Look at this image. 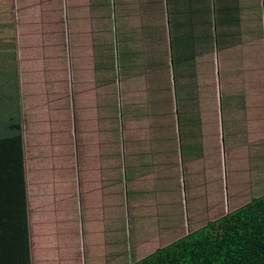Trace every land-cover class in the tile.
I'll return each mask as SVG.
<instances>
[{
    "label": "rangeland",
    "instance_id": "1",
    "mask_svg": "<svg viewBox=\"0 0 264 264\" xmlns=\"http://www.w3.org/2000/svg\"><path fill=\"white\" fill-rule=\"evenodd\" d=\"M92 1L91 21L86 18L84 28L89 32L91 24L94 39L91 40L89 34H82L83 41L89 38L93 45L102 46H111L116 41L123 53L119 62L115 63L112 54L107 53V66L95 64L93 68L91 43L85 42L87 49L81 50L84 43L78 41L71 55L72 65L68 62L70 50L67 51V67L74 68L72 75H67L69 69H65L63 61L60 69L63 72L64 68V73L59 72L58 62L52 64L50 59L38 68L35 62L23 58L32 53L26 55L25 50L24 54L19 53V42L18 48H14L19 19L7 23L13 24L14 35L0 31V79L10 82L17 78L19 86L18 98L15 95L8 103L19 106L20 99L22 102L27 96L35 99V95L42 94L45 99L49 92L55 91L60 94L63 107L54 108L55 103L51 100L54 97L47 96L50 99L48 108L38 113L34 110L26 117L25 140L20 136L17 148L9 145L0 148L1 157L16 162L15 166L5 168L0 179L2 184L7 181L12 189L0 185V192L12 198L18 195L24 201L26 197V206L28 197L33 207L54 205V198L58 200L61 196L57 191L68 189L78 168L82 184L78 200H99L102 190L99 180L102 181L119 193V205L113 206L124 212L126 226L130 224L126 208L131 209L136 223L135 217L141 213L153 212L155 207L163 206L160 200L165 196L178 208L172 212L181 217L186 216L191 207H203L198 212L204 219L195 225L197 227L264 193V180L260 182L252 176L245 178L240 173L248 165L250 156V174L252 165L264 174V149L257 145L260 141L264 147V0H228V3L224 0ZM215 4L220 7L228 4L230 8L225 15L228 22L216 23L209 19L207 26L213 29L211 37L200 40L206 28L203 23L206 10ZM187 18H191L190 23L186 22ZM173 26L182 39H191V35L195 38L192 50L182 55L177 53L180 60L175 65L171 48L169 50ZM34 45L38 43L34 42ZM22 83L23 88H34L35 91H25L21 88ZM34 83L38 87L33 86ZM0 84L4 82L0 81ZM69 95L73 98V106ZM4 103L5 98H0V104L4 106ZM5 121V115L0 112V127ZM238 121L260 135L257 139L252 134L251 138L255 137L256 141L251 143L256 145L249 154L246 149L229 147L231 131L240 141L251 135L247 129H238L243 128L237 127ZM30 127L54 131L44 132L45 141H37V134H33ZM41 142L46 143V147L40 151ZM106 154L109 157L106 163L110 167H119L121 181L114 179L118 174L98 175ZM129 155L135 157V164H152L151 167L143 166V174L138 175L142 197L133 207L126 205L125 190L130 185L125 186L123 181L125 167L130 164ZM24 161L26 169L30 170V189H26V195L23 177L10 174L22 173ZM184 198L188 201L186 205L181 203ZM202 198V201H194ZM207 204L215 205L213 213ZM11 206L12 218L18 220L22 213L27 218L24 205ZM181 208L184 210L182 215ZM33 213L36 217L39 210L36 208ZM81 219L84 220L83 215ZM33 220L38 229L32 227L28 237L32 264H65L70 260L69 253L77 264L84 263L83 260L84 264L98 263L90 257L99 251L97 245L87 249L83 259L81 249L76 250L75 244L69 250L53 240L48 241L53 237L52 233L49 234L36 218ZM187 225L185 220V224L177 229L184 230ZM139 228L145 232L143 227ZM174 229L170 231L173 233ZM87 230V227L82 231L79 229L80 236L86 237ZM92 230L97 236L98 226H93ZM122 230L128 240L133 239L134 227L123 226ZM127 231H130V237ZM172 233L169 234L172 238L177 236ZM16 256L22 264V249L16 251ZM4 262L0 253V264Z\"/></svg>",
    "mask_w": 264,
    "mask_h": 264
},
{
    "label": "crops",
    "instance_id": "2",
    "mask_svg": "<svg viewBox=\"0 0 264 264\" xmlns=\"http://www.w3.org/2000/svg\"><path fill=\"white\" fill-rule=\"evenodd\" d=\"M92 4H93L92 0H0V16L2 14L6 15L7 12L9 11L13 15L14 19H19V23L16 27V38H15L14 48L15 50L16 47L18 48V42H19V53L21 52L22 54H24L23 53L24 50L27 53L26 55H30L29 53H32L30 56H26L27 58L23 57L24 59H28V62H33V63L35 62L36 63L35 65L38 68H40L42 64L43 65L45 64L46 59H50L53 61L52 64L54 63V61H57L58 62L57 64L59 65L58 69H60L61 67L60 62L63 61V63L65 64V69L66 70L69 69V73H67V75L70 76L72 75L71 73L73 72L74 68L72 70L69 67H67L68 62L69 64L71 63L72 65L71 55L72 52L74 51L75 46L77 45V42L83 41L82 34L84 35L89 34L91 36V40L94 39V34L92 37L91 24H89V32H86L84 28L86 23L85 19L89 18L91 21ZM62 19H64V22L62 21ZM14 34L15 31L13 35ZM114 37H116L115 33H114ZM88 41L91 43L90 39L86 38L85 42ZM34 42L38 43V45H34ZM85 42L83 41L84 44L83 47H81V50H83V48L87 49ZM113 44L111 43V46L109 44L107 46H102L99 45L98 43L96 44L94 43V45L93 43H91L89 48H91L93 52V68L95 64H98L100 66H107L108 64L107 53L112 54L111 59L115 63L116 61L117 62L120 61V57L123 54L122 49L120 46H118L116 41H114ZM109 47H111V49H109ZM9 50L11 51V49ZM69 50H70L69 53L70 55H69V61L67 62V51ZM41 51H43L44 53H40ZM65 69L63 68V72L61 71L62 69H60L59 72L64 73ZM34 78L36 79V74H34ZM33 86H37V84L34 83ZM23 87L24 85L22 83L21 88L25 89V91L26 89H29L30 91H35L33 90L34 88H23ZM47 96L54 97V99H51L55 103L53 105L54 108L58 109L60 107V109H63V107L60 105V100H61L60 94L58 95L57 92L51 91L47 94ZM47 96H45V99L43 98L44 95L42 94L35 95V99H33L32 96H27V98L23 99L22 102L20 99L19 106L13 105L11 107L10 105L9 107L11 113L8 114L7 116L6 125L3 134L5 136H14L17 138L21 136L24 141L25 140L24 124L28 125V122H26L28 121L26 117L31 115L34 110H36L37 113L45 111L48 108L50 102V99ZM26 100H29L28 103L26 102ZM73 103H74L73 98L72 96H70V105L73 106ZM56 109H54V111ZM70 111L72 110L70 109ZM17 112L20 113V115L16 117L17 121L19 122V126L14 128L10 124V118L14 117ZM73 117H75V112L73 114ZM71 119H72V115H71ZM63 122L64 119L62 118L61 124H63ZM236 125L237 127L243 126V128H238L240 130L247 129L248 132H251L249 127L248 126L244 127V125H242L240 121H238ZM30 129L33 131L32 132L33 134H37L36 136L32 135L37 138V141H45V137L42 136L44 132L49 133L54 131L52 128H48L50 130L49 132L44 129L40 130L39 127L38 130L33 129L32 127H30ZM252 134H254L257 139L260 136L257 132L253 131V133L251 132L250 137L248 138L243 137V140L240 141L233 136L231 131L229 136L230 149L233 148L234 149L237 148V150L246 149L247 150L246 153H248L249 150L256 145V143H251L253 142V140L256 141L255 137H253V139L251 138ZM49 136L51 135L49 134ZM257 145L261 146L264 149L260 141L258 142ZM22 146L24 147L23 143ZM39 147H40L39 150L40 149L43 150L46 147V143L44 142L39 143ZM107 157H108L107 154L103 156L104 162L100 164V170L98 171V175L101 176L104 174V176L107 177L110 173L118 174V176L114 177V179L116 178L117 180L121 181L122 178L120 176L119 167L116 165L110 167L109 164L106 163ZM250 158L251 157L249 156L248 165L245 166L240 173L245 178H251L252 176L258 178L260 182H263L264 180L263 172L256 169L252 164H251L252 167L250 174V164H249ZM246 159L247 156H245V158L243 159L245 163H246ZM151 165H152L151 163L140 162L139 164H135L133 168H131L129 164L126 167L124 166L126 168L125 170L126 172H124V177H123V181H125L124 185L125 186H127L128 184L130 185V188L125 190L126 205H132L131 207H133L134 205H137L138 200L141 199L142 195L139 190L140 183H139L138 175L143 174L142 171L143 166L151 167ZM26 166L27 164L24 161L25 169L22 173L19 174V176L23 177V181H24L23 186L25 185L26 189H30V184H29L30 170H27ZM127 173L130 174L129 177L127 176ZM145 173L149 174V172H145ZM79 175L80 173L78 172V168H77L76 178L71 183V185L68 186V189H66L63 192L61 190L57 191V194L61 196L58 198V200L54 198V202H55L54 205H35V207H33L32 205H30V200L28 197V204L26 206L27 218L29 221L30 229H32V227H36V230L38 229L37 225L35 223L33 224L32 222L34 221L33 218H36V220L40 224L42 223L41 226L44 225L47 228L49 234L52 233L53 237L47 239L48 241L53 240L57 245H61L65 248H68L69 250H72V246L75 244L76 250L78 248L81 249L83 254V259L86 258V250L89 248L93 249L95 245H97L99 251L97 253H92L90 255L91 258H93L95 261L98 262L97 264H110L109 261L111 259L110 258L111 253L115 255H118L121 252H127L131 254L135 253V255H138L137 257H141L145 251L152 252L156 248L164 246L178 239L177 237L185 233L186 231L188 233L189 231L198 228L195 225H198L200 221H203L204 219V217H202L201 214H199L198 212V210L202 211L203 207L200 208L191 207L189 213L186 214V216L184 215V217L175 215L172 212V210L178 209L177 206L174 205L172 202L167 201L166 197L163 196L160 200V205H163L164 207L163 206L155 207L153 212L144 213V214L141 213L140 215H138V217H135L137 218L136 223L133 221L132 218L133 215L131 209L128 210L126 208V215L130 217V224L126 226L124 220V212L120 209H117L116 206H113V205H119L117 201L119 193L114 192L110 186L105 185L102 181L99 180V186L102 190H104V192L101 190L100 193L101 200L92 199V198H90L89 200L86 198L83 201L78 200V196L80 194L81 185H82ZM182 178H183V173H182ZM120 185L122 186L121 183ZM160 185L162 186V183ZM3 186L5 187L8 186V188L12 189V187H9L7 181L3 183ZM260 195H257L256 197ZM193 198L194 197H191V199ZM107 200L110 201L111 203H109ZM202 200L203 198L201 200H194V201L199 202ZM208 200L209 199H207V201ZM250 200H248L247 202H249ZM129 201L133 202V204H131ZM176 203H178L177 200ZM181 203L183 205H186L188 204V201L187 199L184 198L183 202L181 201ZM165 205H170V206H165ZM207 205L208 208L211 207L210 212L213 213L214 210L213 207L215 205H210V204ZM239 206L241 205L235 206L231 210ZM36 208L39 210V214L36 217H34L33 210H35ZM166 209H168L169 212L166 213L165 212ZM186 209L187 207H185V210ZM44 210L47 211V214L44 213ZM49 211L51 213H48ZM182 211L184 212L183 208H181V215H182ZM82 215L83 217H85V220L81 219ZM185 220H187V224H188L186 229L184 230L177 229L182 223L185 224ZM93 226H98L97 236L93 235V230H92ZM108 226L114 227V236L116 238V241H119L121 244L125 243L124 237L121 235L123 233V231H121L122 227L123 226L134 227L133 239H129L130 244L123 246V248H120L121 244L114 245L110 247L111 249H108V247L105 244V243L109 244V241L107 242L105 241V231ZM84 227L88 228L87 236L86 237L84 235L78 236L79 233L78 228L82 231ZM139 227H143L145 232H142V230ZM155 227H157V229H155ZM159 228L161 230L158 231ZM172 228H175L173 233H172L173 230L170 231ZM127 232L128 234L130 233V231ZM170 233H172L173 235L175 233L177 236L172 238L171 236H169ZM130 236L131 233L129 237ZM155 245H159V246L156 247ZM144 254H147V252H145ZM69 255H70L69 257L70 260H66L65 264H77V261L74 260L72 254L69 253ZM74 257H76V255H74ZM83 262L85 263L84 260ZM115 263H117V259L113 262V264ZM55 264H59V263L57 262Z\"/></svg>",
    "mask_w": 264,
    "mask_h": 264
},
{
    "label": "trees",
    "instance_id": "3",
    "mask_svg": "<svg viewBox=\"0 0 264 264\" xmlns=\"http://www.w3.org/2000/svg\"><path fill=\"white\" fill-rule=\"evenodd\" d=\"M224 1L228 3V0ZM229 8L228 4H226V7H220L215 4L212 8H207L205 13V20L207 22L203 20L206 28L203 30L200 40H208L211 37L213 29L207 26L210 24L209 19L215 20L216 23L228 22V17L225 15ZM236 11L237 9L234 12ZM229 17H231V14ZM13 21L14 17L9 11L6 15L2 14L0 16V31L13 35V24H7L8 22L13 23ZM186 22L190 23L191 18H187ZM218 36L219 34L217 33L216 42L218 41ZM170 37L169 50L171 48V59L175 65L177 64V60H180L178 54L182 55L193 49L195 38L191 35V39H182L175 31L174 26ZM15 79L16 81L12 80L10 82L0 79V81L4 82L3 85L0 84V98H5L4 106L0 104V112L5 115L6 119L8 107L13 103L8 102L15 95L16 98L19 96L18 80L17 78ZM28 101L26 100L27 103ZM8 111L10 112V110ZM19 115L20 113L17 112L14 117L10 118V124L14 128L19 126V122L16 119ZM5 125L6 121L0 127V148L8 145L11 148L12 146L17 148L19 144L18 138L3 134ZM152 141L150 140L151 144L154 143ZM131 155L135 156V153L132 152ZM131 155H129L128 161H130L129 166L133 168L135 166V157ZM10 165H16L15 159L0 156V179L6 172L4 171L5 168ZM10 174L17 176L20 174V171ZM0 185H3L1 180ZM23 189L26 195L25 185ZM25 201L24 199L21 200L18 195L12 198L0 192V253L5 262L6 260L8 261V263L4 262L3 264H20L18 257H15V255L16 251L21 249L24 253L22 264H32L31 244L28 239V237L30 238L28 218L24 217V213L21 214L18 220L12 218L11 205H24L26 207L27 202L25 203ZM121 235L125 241L123 244L116 241L114 227H107L105 241H109V244H105L108 249H111L110 247L114 245L121 244L120 248H123V246L130 244L126 233H122ZM78 236H80V231ZM26 252H28V255H25ZM145 252L147 254H144ZM145 252L141 257H137L138 255H135V253L121 252L118 255L111 253L109 262L113 264L117 259V263L115 264H120L126 260H132L127 264H264V194L252 198L249 202L213 220H209L204 225L189 231L187 234L164 246L156 248L150 253L148 251ZM123 264H126V262H123Z\"/></svg>",
    "mask_w": 264,
    "mask_h": 264
}]
</instances>
